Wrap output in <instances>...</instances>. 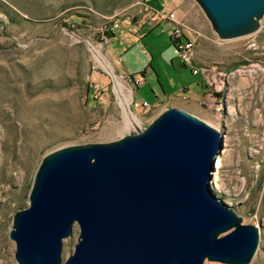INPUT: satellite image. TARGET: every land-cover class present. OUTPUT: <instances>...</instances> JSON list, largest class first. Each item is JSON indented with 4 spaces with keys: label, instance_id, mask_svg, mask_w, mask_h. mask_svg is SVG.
Segmentation results:
<instances>
[{
    "label": "rangeland",
    "instance_id": "obj_1",
    "mask_svg": "<svg viewBox=\"0 0 264 264\" xmlns=\"http://www.w3.org/2000/svg\"><path fill=\"white\" fill-rule=\"evenodd\" d=\"M176 8L194 37L195 63L215 74L207 79L204 104L163 100L183 94L196 101L200 93L199 74L183 66L168 42L167 21L137 32L144 37L156 28L155 47L141 41L128 47L133 32L122 19L138 18L145 11L142 0H0V264H16L15 241L8 236L12 213L28 205L27 192L44 154L68 144L114 141L142 129L169 106L219 130L222 145L211 172L213 187L242 223L260 225L257 251L247 264H264V15L251 33L221 39L195 0H177ZM112 20L118 22L111 38L114 57L138 79L134 98L152 104L163 100L143 110L129 106L137 126L127 125L105 44L99 41L100 28ZM124 32L128 46L116 47ZM93 81L102 87L96 96L89 91ZM72 230L61 240L62 258L75 244L76 225ZM203 264L225 263L204 259Z\"/></svg>",
    "mask_w": 264,
    "mask_h": 264
},
{
    "label": "water",
    "instance_id": "obj_2",
    "mask_svg": "<svg viewBox=\"0 0 264 264\" xmlns=\"http://www.w3.org/2000/svg\"><path fill=\"white\" fill-rule=\"evenodd\" d=\"M221 39L258 29L264 0H195ZM219 130L169 106L114 141L44 154L13 211L16 264H247L260 225L242 223L210 181ZM78 233L62 258L61 240Z\"/></svg>",
    "mask_w": 264,
    "mask_h": 264
},
{
    "label": "crops",
    "instance_id": "obj_3",
    "mask_svg": "<svg viewBox=\"0 0 264 264\" xmlns=\"http://www.w3.org/2000/svg\"><path fill=\"white\" fill-rule=\"evenodd\" d=\"M176 2H177V0H167L166 2H159V4L156 5V4H154L152 2V0H142L143 8H144L145 11L142 12L141 15L138 18L134 17L133 19H130L129 17H127V18H123L122 19V20H124V19L126 20L127 19V21H129L128 24H127V28L129 29V31L133 32L132 33L133 36H131V37L129 36V38H128V41H129L130 45L129 46L125 45L126 41L122 40L123 38L125 39L126 37H128L127 34L124 32V34L121 35V37L118 39L119 45L116 46V47H119V46L132 47V46L137 45V43H139L140 41H141V43H144V47L145 46H154L155 47V42H154L152 33H153V30H156V28L155 29L153 28V29L147 31L145 33L144 37H141V35H138L137 32H140L141 28H143L145 25H148V24L152 25L154 22L158 23L157 25H159V21H167V23L169 25L166 26V30L165 31H166V34H168V29L171 26V22H169L167 19H164V18L160 17V15H158L156 12H159L161 9L168 8L169 10L175 9V11L178 13V9L176 8ZM114 35L116 36L115 28L112 30V35L109 37L107 43H105V45H104L105 48L103 49L104 50V54H105V56H106V58L108 60V64H110V67H111L112 71H114L115 74L116 73L117 74L120 73V74L127 75V76H131V75L135 76L134 73L130 72L131 69H129L127 67V65H125L122 61H120L119 59H116L114 57V48L112 47L114 45H112V43H111V38ZM169 39H170V36L168 35V42H169L170 46L174 47V45L172 43H170ZM126 40H127V38H126ZM192 62H193V67H197V73L196 74H193L190 71L189 65H185L184 64L183 66H186V68L190 71V73L193 76H196L197 74H199V76H200V80L197 83V86L200 89L199 90L200 93H199L198 97L196 98V101L190 100L189 98L183 96V94H181V96H179V95L172 96V94L165 95L163 100H169L171 98H174V99H179L181 101H188V102H192V103H194V102H197V103H200V104H204L205 103L202 99L204 98L205 95L209 94V90L207 89L208 86L206 85L207 79H210V78L213 79L212 77H215L214 76L215 74L213 73L211 68H206V66H204V65L195 63L193 56H192ZM135 67L139 68L140 66L136 65ZM150 70L151 69L148 66L147 68H144V70L141 72V74L144 76L145 73H149ZM135 78H136V76H135ZM137 87H136L135 93L138 90ZM181 88H182L183 92H185L187 90V87H186L185 84H183L181 86ZM133 96H134V94H133ZM163 100H156V102L163 101ZM156 102L153 103V104H156Z\"/></svg>",
    "mask_w": 264,
    "mask_h": 264
},
{
    "label": "built area",
    "instance_id": "obj_4",
    "mask_svg": "<svg viewBox=\"0 0 264 264\" xmlns=\"http://www.w3.org/2000/svg\"><path fill=\"white\" fill-rule=\"evenodd\" d=\"M162 2L166 0H160ZM160 17L167 19L169 22H171V26L168 29V35L170 36V42L174 45L175 48L178 50V56L180 58V61L184 65H189L190 71L193 74L197 73V67H193V62H192V53L194 52V37L191 35L190 28L186 23H183L182 20L177 17L175 14L176 11L175 9L169 10L168 8L161 9L159 12H156ZM117 21L112 20L109 21L108 23H105L102 28H100V36H99V41L102 44H105L109 36H111V32L113 28L116 26L117 27ZM123 79V83L128 85V91L130 94V103H128V107H132L133 109H147L150 106L156 105L152 104L146 99H139V98H134L133 94L135 93L136 90V85L138 84V80L135 78V76H127L120 74ZM91 87L89 88V91L92 96H96L101 92L102 87L99 85L98 82H91Z\"/></svg>",
    "mask_w": 264,
    "mask_h": 264
},
{
    "label": "bare ground",
    "instance_id": "obj_5",
    "mask_svg": "<svg viewBox=\"0 0 264 264\" xmlns=\"http://www.w3.org/2000/svg\"><path fill=\"white\" fill-rule=\"evenodd\" d=\"M103 69H105V68L103 67ZM108 69L110 70L109 67H108ZM105 70L107 72H109L107 69H105ZM109 73L111 74L110 78L113 81V87H115L114 90L116 92V95L118 93V95L120 96V104L122 105L123 110L125 112V115H126V118H127V125H129V124L131 125L132 124V125H136L137 126L138 125V120H137L136 116L130 112L129 107H128V103H130V100H129L130 99V94H129V91H128V87H126L125 84L123 83V79L122 78H118L117 74H115L113 71L109 72ZM113 76L115 78H117L120 82L117 80L116 84H115V79H114ZM124 96H127L128 100ZM210 181L212 182V177H211ZM213 188H215V187H213ZM215 190H217V189L215 188Z\"/></svg>",
    "mask_w": 264,
    "mask_h": 264
},
{
    "label": "trees",
    "instance_id": "obj_6",
    "mask_svg": "<svg viewBox=\"0 0 264 264\" xmlns=\"http://www.w3.org/2000/svg\"><path fill=\"white\" fill-rule=\"evenodd\" d=\"M63 25H65V26H66V25H67V23H66V24H65V23H63Z\"/></svg>",
    "mask_w": 264,
    "mask_h": 264
}]
</instances>
